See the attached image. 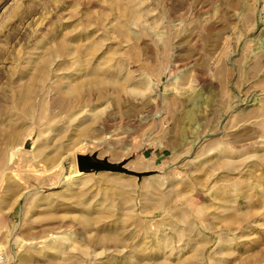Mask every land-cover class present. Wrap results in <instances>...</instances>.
Masks as SVG:
<instances>
[{
	"label": "rangeland",
	"instance_id": "374dc122",
	"mask_svg": "<svg viewBox=\"0 0 264 264\" xmlns=\"http://www.w3.org/2000/svg\"><path fill=\"white\" fill-rule=\"evenodd\" d=\"M0 264H264V0H0Z\"/></svg>",
	"mask_w": 264,
	"mask_h": 264
},
{
	"label": "water",
	"instance_id": "95a60500",
	"mask_svg": "<svg viewBox=\"0 0 264 264\" xmlns=\"http://www.w3.org/2000/svg\"><path fill=\"white\" fill-rule=\"evenodd\" d=\"M78 169L83 172L87 170L110 171V172H127L122 165H114L106 160L96 157L81 155L77 160Z\"/></svg>",
	"mask_w": 264,
	"mask_h": 264
}]
</instances>
